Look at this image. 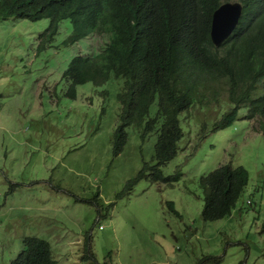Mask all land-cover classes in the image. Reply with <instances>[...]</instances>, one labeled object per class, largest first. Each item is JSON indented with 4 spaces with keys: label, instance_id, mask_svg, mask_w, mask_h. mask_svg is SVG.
<instances>
[{
    "label": "rangeland",
    "instance_id": "obj_1",
    "mask_svg": "<svg viewBox=\"0 0 264 264\" xmlns=\"http://www.w3.org/2000/svg\"><path fill=\"white\" fill-rule=\"evenodd\" d=\"M49 22L0 21V264L18 257L26 236L48 240L58 264H264V119L239 118L211 132L231 104L225 107L222 95L197 106L181 117L177 157L161 167L167 177L181 172L179 179H143L118 198L145 162L155 163L157 134L143 139L142 127L131 125L124 151L114 156L125 78L87 82L68 97L63 73L93 45L88 36L65 45L72 29L65 19L39 50ZM110 35L108 28L97 46ZM246 112L242 107L239 117ZM225 163L244 166L249 184L230 216L206 221L199 181ZM87 245L90 259L83 257Z\"/></svg>",
    "mask_w": 264,
    "mask_h": 264
},
{
    "label": "trees",
    "instance_id": "obj_2",
    "mask_svg": "<svg viewBox=\"0 0 264 264\" xmlns=\"http://www.w3.org/2000/svg\"><path fill=\"white\" fill-rule=\"evenodd\" d=\"M220 4L221 0H0V20L49 19L40 35L43 43L39 50L55 38L62 20L69 19L72 25L65 45L112 23L113 38L99 51L75 55L63 76L69 81L66 95L72 99L77 97L78 85H100L112 75L125 78L118 93L121 113L113 139L114 156L124 151L131 125L142 127L143 139L157 134L155 163L145 162L118 193L121 198L143 179L158 184L179 179L181 172L167 177L161 167L177 157L185 136L181 117L192 114L197 106L223 100L222 95L226 97L225 107L231 104L210 126L211 132L231 127L239 118L248 122L264 119V11L246 0L239 26L216 46L210 31L212 14ZM154 104L156 111L152 113ZM242 107L247 112L239 117ZM204 125L203 130L208 129ZM259 128L264 129V121ZM249 180V171L232 163L202 175L199 186L205 193L203 219L216 221L230 216ZM167 203L181 216L174 201ZM89 250L87 245L85 259L93 257ZM220 262L215 259V264ZM10 264L58 261L48 240L26 236L24 249Z\"/></svg>",
    "mask_w": 264,
    "mask_h": 264
},
{
    "label": "water",
    "instance_id": "obj_3",
    "mask_svg": "<svg viewBox=\"0 0 264 264\" xmlns=\"http://www.w3.org/2000/svg\"><path fill=\"white\" fill-rule=\"evenodd\" d=\"M242 13L238 3L225 2L214 12L211 27V39L214 45L220 46L236 29Z\"/></svg>",
    "mask_w": 264,
    "mask_h": 264
},
{
    "label": "clouds",
    "instance_id": "obj_4",
    "mask_svg": "<svg viewBox=\"0 0 264 264\" xmlns=\"http://www.w3.org/2000/svg\"><path fill=\"white\" fill-rule=\"evenodd\" d=\"M253 2H255V3H257V6L259 7V9L261 10V11H264V0H252ZM225 2H232V3H238V4H240L241 6H242V13H241V16H240V19H239V22H238V24H237V27L239 26V23H240V21H241V18H242V16H243V12H244V7L246 6V0H221V4H223V3H225ZM220 4V5H221ZM219 5V6H220ZM218 6V7H219ZM217 7V8H218ZM217 8L215 9V11L217 10ZM214 11V12H215ZM214 12H213V14H212V21H213V17H214ZM12 18V17H11ZM13 18H15V17H13ZM9 19V18H8ZM0 21H2V20H0ZM212 21H211V27H212ZM236 27V28H237ZM108 28H110V31H111V35H110V38L108 39V40H104L105 42L100 46V47H98L97 46V40H98V38H100V37H104V35H105V32H106V30L108 29ZM47 29V28H46ZM236 30V29H235ZM234 30V31H235ZM71 31H72V29H71ZM233 31V32H234ZM211 32V31H210ZM71 34V33H70ZM233 34V33H232ZM231 34V35H232ZM41 35V34H40ZM230 35V36H231ZM91 36V37H90ZM113 36H114V29H113V25H112V23L111 22H108L106 25H105V28L102 30V31H98V32H94L93 34H91V35H88V39H90L91 40V42H92V45H93V50L94 51H99L100 50V48L104 45V44H106V43H108L109 41H110V39H112L113 38ZM229 36V37H230ZM228 37V38H229ZM227 38V39H228ZM39 39H40V44H42L43 42H42V38L41 37H39ZM226 39V40H227ZM54 40V39H53ZM52 40V41H53ZM225 40V41H226ZM51 42V41H50ZM96 43V44H95ZM263 121V120H262ZM262 121H260V123H262ZM258 130L259 131H261V130H263L262 128H258Z\"/></svg>",
    "mask_w": 264,
    "mask_h": 264
}]
</instances>
